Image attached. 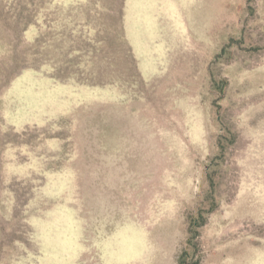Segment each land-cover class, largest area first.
<instances>
[{"label": "rangeland", "instance_id": "rangeland-1", "mask_svg": "<svg viewBox=\"0 0 264 264\" xmlns=\"http://www.w3.org/2000/svg\"><path fill=\"white\" fill-rule=\"evenodd\" d=\"M42 5L52 46L97 24ZM122 26L131 56L109 29L0 79V264H264V0H124ZM15 43L0 20V73Z\"/></svg>", "mask_w": 264, "mask_h": 264}, {"label": "trees", "instance_id": "trees-1", "mask_svg": "<svg viewBox=\"0 0 264 264\" xmlns=\"http://www.w3.org/2000/svg\"><path fill=\"white\" fill-rule=\"evenodd\" d=\"M85 1H87V3L90 2L98 5L99 9L94 13L96 16H93L97 24L94 23V26L90 25L91 17L90 15H87L86 19H82V27L86 28V30L80 38L79 36L74 37V35H71V33L65 34V31L59 30L55 33V35L59 36L60 40L57 45L52 46L48 37V31L50 30V27L46 24V21H44L47 19L46 14L42 13V4H45V0H0V4H2V6L0 7V20L3 25H5L14 33L16 37V43L11 45L12 54L10 56V61L12 69L9 67V64L7 62H4L3 65L5 66V69H3V73H0V75L2 74L0 79L4 80V82L8 81L25 68H32L35 70L42 68L48 62L47 54L49 52L48 50H50L51 47L57 51L52 58H49L54 62L55 66H58L60 68L67 64L70 65L73 63V59L67 57L69 56L71 51L79 52L83 50L78 47L79 43L85 44L90 48L91 44L93 43L109 40V29H113L115 31L116 37L118 36L120 40L123 41L126 47L127 54L131 56L130 49L125 41L122 26L124 0H116L117 2L115 0ZM80 13H82V11H80ZM40 19H42L43 21L40 22L41 32L39 33L38 37L34 40L33 43L24 44L22 38L23 32L29 25L36 24ZM96 30L97 34L95 36L91 35V33ZM64 39L68 40L71 44L70 48L65 50L66 53L63 52L65 42ZM83 52L88 53L91 52V50L86 49ZM131 60L133 62L132 57ZM6 68L8 70H6ZM51 77L63 82L72 79L78 84H87L91 86L111 84L115 81L114 78L109 75H102L97 73H89L87 75L77 74L72 76L68 73L58 71L56 73H53ZM188 230V240L190 241L192 238H194L197 232L192 220L191 223L189 222Z\"/></svg>", "mask_w": 264, "mask_h": 264}]
</instances>
